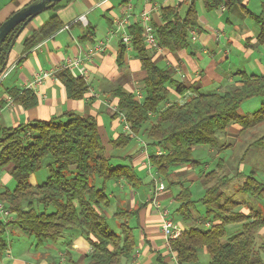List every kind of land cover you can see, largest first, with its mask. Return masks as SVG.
Wrapping results in <instances>:
<instances>
[{
	"label": "trees",
	"instance_id": "1",
	"mask_svg": "<svg viewBox=\"0 0 264 264\" xmlns=\"http://www.w3.org/2000/svg\"><path fill=\"white\" fill-rule=\"evenodd\" d=\"M197 1L191 0L184 14L180 11L182 5L161 7L162 24L152 22V25L162 48L170 52L187 49L191 30L201 31ZM201 1L207 11L221 7L230 12L240 11L242 17L260 27L258 41L264 43V0L259 12L251 10L246 0ZM13 2L18 5L17 0ZM63 2L50 8L52 14L47 20L24 39V52L28 53L41 40L64 27L58 14ZM18 29L19 26L4 41L0 65L6 60ZM128 31L132 36V51L145 71L144 94L141 99H136L133 93L115 88L113 95L118 98V110L125 115L132 133H142L149 140L153 149L150 162L157 175L169 188L180 185L175 196L178 206L174 214H178L183 222L200 223H190L178 238L170 240V249L178 263H199V252L205 249L210 256L209 264H264V243L259 241L264 230V205L261 203L264 202V180L253 169L249 173L237 171L232 177L219 175L226 166V159L219 158L217 168L205 170L201 182L205 191L199 198L193 197L189 184L171 180L176 167L201 165L193 157L194 148H218L219 135L226 133L232 124L244 130L264 123V101L251 114L240 111L247 100L264 97V74L240 70L236 73L239 76L236 83L221 90L188 87L176 78L172 67H162L153 60L140 24L129 26ZM125 52L126 45L120 41L119 63ZM57 76L69 98H83L89 91L87 81L73 75L68 68L61 69ZM8 92L25 108L38 103L37 95L30 89L11 88ZM173 95L185 100H172ZM132 140L130 135L122 134L115 140V145L125 147ZM253 144L264 148V135ZM159 148L165 153L158 155ZM49 155L54 158V163L49 165V176L41 184L33 185L29 178L42 168L43 160ZM7 167L11 168L16 184L13 189L0 184V203L2 209L14 217H0V258L11 247L7 234L14 229L34 237L36 249L58 241L67 231L70 234L77 232L91 246L87 264H121L123 259L131 261L134 258L136 227L130 220L137 221L139 209H116L114 216L120 221L119 232L109 227L101 210L112 203L107 191L108 182L124 179L133 188H138L143 180L131 164L116 163L112 156H107L94 117L68 113L65 118L34 120L14 127L0 126V172ZM239 175H244V180L238 192L247 196L240 199L242 201L230 195L225 197L224 191V187ZM199 205L204 209L203 215H199L202 212ZM246 208L248 212H245ZM233 224H239L240 228L227 236V227ZM159 263L167 264L164 258Z\"/></svg>",
	"mask_w": 264,
	"mask_h": 264
},
{
	"label": "crops",
	"instance_id": "2",
	"mask_svg": "<svg viewBox=\"0 0 264 264\" xmlns=\"http://www.w3.org/2000/svg\"><path fill=\"white\" fill-rule=\"evenodd\" d=\"M30 1L17 0V5L13 0H2L0 23L9 17L11 12ZM190 1L64 0L58 11L64 27L52 36L41 40L26 53L23 51L24 39L42 25L49 16L41 17V23L38 25L33 24V19L25 27V31L23 30L19 35L11 49L4 71L6 75L0 81V126L14 127L34 120L65 118L68 113L94 117L97 120L107 156H112L114 162L131 164L142 178L143 183L138 188H133L124 179L107 183V191L112 200L110 206L116 207L115 211L118 207L139 209L137 221L130 220V224L136 227L134 233L137 246L134 258L131 261L122 260L121 264H160L161 258H164L167 264H179L160 227L161 210L167 209L172 215L178 203L175 200L177 191L174 192L172 189L174 187L169 188L167 182L157 175L153 166L151 167L150 154L153 149L149 140L142 133L139 135L132 133L125 115L118 110V98L113 95V90L121 87L125 92L133 93L136 99H141L144 94L145 71L132 48L126 47L123 61L119 63L120 39L112 35L111 31L114 28L115 19L126 11L129 3H132L133 8L131 25L140 24L139 16L142 11H149L151 21L161 25L162 6L182 5L180 11L184 14ZM199 1L201 5L197 6V10L201 31H196V39L190 38L189 47L178 52H170L161 46L150 47L153 60L162 67H172L176 78L186 86L200 87L203 91L217 90L221 85L233 79L235 73L231 64L238 65L240 57L237 54L241 52L246 62L242 70L264 74V43L258 41L260 27L254 21L249 22L248 18L242 17L238 10L230 12L225 7H221L214 11H207L203 1ZM252 1L258 2L259 5L262 2V0H246L247 5L250 6ZM82 16L86 17L85 21L81 20ZM31 24H33V30L24 38ZM90 27L92 29H88ZM86 35L88 37L84 41L83 37ZM102 40L108 43L106 51L87 55L89 49ZM17 43L21 44L18 49H16ZM256 44L257 49L255 50ZM77 56L84 59L86 77L80 74L78 68L71 69L66 65L68 59ZM63 68H68L73 75L81 76L87 81L89 91L83 98H69L65 86L57 76ZM44 71H49L51 74L37 83L36 78ZM8 78H10L9 82L4 84L3 82ZM11 88L34 91L38 103L31 108H25L10 96L8 89ZM176 99L185 100L173 95L172 100ZM122 134L130 135L133 140L125 146V149H117L115 140ZM187 169L191 172L186 179L198 184L200 182L198 174L192 167L178 166L175 171L184 172ZM10 171L11 168L7 167L0 172V184L8 186L12 183ZM160 181L165 184V189L157 194V200L160 203L158 207L153 202V197L155 196V185L158 186ZM189 181L187 184L190 186ZM0 209H2L1 203ZM7 215L10 216L9 213ZM175 216L177 222L184 228L196 222L191 221L186 225L178 214ZM119 223L118 220L117 231H120ZM61 242L63 246L56 247L50 242L38 249L35 248L36 252L39 250L43 252V261L40 264H87V255L91 251V246L83 236L76 232L69 234ZM50 245L53 246L51 249L54 248L55 253L50 250ZM10 251L11 249L5 253L3 258H0L1 264L38 263L36 260L34 263H29L16 258L15 255L10 254ZM197 264H201L200 257Z\"/></svg>",
	"mask_w": 264,
	"mask_h": 264
},
{
	"label": "rangeland",
	"instance_id": "3",
	"mask_svg": "<svg viewBox=\"0 0 264 264\" xmlns=\"http://www.w3.org/2000/svg\"><path fill=\"white\" fill-rule=\"evenodd\" d=\"M1 1L2 0H0V6H2L3 4V2ZM198 5L199 6L201 5L200 1L196 6ZM249 7L254 12L260 11V5L258 2L252 1ZM51 14L52 12H50L49 10L41 13L40 15L34 18L33 24L34 23L37 25L40 24L41 17L47 18ZM248 21L251 22L252 20L249 19ZM33 24L28 26V30H26L24 38L32 32ZM19 45L21 44L17 43L16 49L20 47ZM256 49H257V44L255 45V50ZM237 56L240 57V59H238L239 61L238 65L231 64V67L234 70L233 72L235 73L233 79L231 81H228L224 85H221L219 90L225 87H228L233 83H236V81L238 80L239 76L238 75L236 76V73L243 69V66L244 64H246V62H245V57L242 52L240 54H237ZM12 76H14V74ZM10 78H8L6 81L4 79L5 82L3 83L7 84ZM263 101H264V97H260V96L253 97L247 100L246 102H244L240 111L241 113H244V114H251L252 112H254L260 107ZM148 125L149 123H147V126ZM262 135H264V123L252 126L244 130H242L237 124H232L230 128H228L226 133L219 135V143H218L219 147L218 148L207 147V146H201V147L194 148L193 157L196 160H199L201 165H192L190 167H192V169H195L196 173L198 174V179L200 181L198 184L195 182H192V180L189 181L186 179V176L189 174V172H191L188 169L184 172L174 171L172 173L171 180L182 181L185 183H188L189 181L191 184L190 186L192 188L193 197L199 198L204 194V191H205V188L201 184L202 179L204 180L203 176L206 171L211 170L213 168H217L216 166H217V162L219 158L226 159V162H224L226 164L225 169L223 171L221 170L219 172V175L228 174L229 176L232 177V176H235L237 171H242V173H249L253 169L257 173L258 177L261 180H264V148L253 144V142L259 139ZM118 148L125 149V147H117V149ZM156 152L158 155L165 153V151H163L162 148H159ZM53 163H54V158L51 155L45 157V159L43 160L42 168L39 169L37 172H35L29 178V181L35 184H41L42 182H44L50 173L49 165ZM118 163H122V162L118 161ZM243 180H244V175H239L237 177H234L232 182L226 187H224L225 197L227 195H230L234 199H238V200L245 199L247 196L238 192V188L242 184ZM100 182L101 181L99 180V184ZM15 184H16L15 180L12 178V183L8 185L7 187L13 189L15 187ZM172 189L174 190V192L176 191L178 192L180 190V185L175 184L174 188ZM247 203L250 205L251 202L248 200ZM261 203L264 205V202H261ZM251 205L255 206L254 203H252ZM199 207L202 210L201 213L199 212V215H203L204 209L201 205H199ZM241 207L242 206H239L238 208H241ZM115 208L116 207L112 205L107 209L103 208L101 210L103 215H105L104 217H105L106 223L109 225L110 228L114 230H116V226L118 224V219L113 214V212L115 211ZM49 210H52V207H49ZM248 211L249 210L246 208L245 212H248ZM0 212H1L0 217H4L8 219L7 212H5L4 209H1ZM263 212H264V209H263ZM172 215H173V218L175 217L174 218L175 220L177 217L175 216V214H172ZM13 217L14 215L10 214V218L12 219ZM199 219L204 221L202 218H200V216H199ZM175 221H177V219ZM195 223L200 224L199 222H195ZM186 225H188V223H186ZM239 228H240L239 224L229 225L227 227V236H230L232 233L236 232ZM69 234L70 232L67 231L60 237V239L57 242H51V243L49 242V243L52 245H55L56 247L63 246L64 244L61 241L66 239V237H68ZM7 237L9 238V241L11 243L10 254L15 255L16 258L22 259L24 261H28L29 263H34L36 260L38 261L37 264H40V262L43 261V254H42L43 252L40 250L37 252L35 251V238L34 237L25 235L19 232L17 229H15L14 232H11V233L9 232V234H7ZM259 241L264 243V230L262 232V237H260ZM52 245H50L49 247L51 251L54 250V248L51 249V247H53ZM53 253L55 252L53 251ZM199 257H200L201 264H209L210 256L205 249L199 252ZM123 260L126 261V259H123ZM66 264H70V263H66Z\"/></svg>",
	"mask_w": 264,
	"mask_h": 264
},
{
	"label": "built area",
	"instance_id": "4",
	"mask_svg": "<svg viewBox=\"0 0 264 264\" xmlns=\"http://www.w3.org/2000/svg\"><path fill=\"white\" fill-rule=\"evenodd\" d=\"M132 10H133L132 3H129L126 11L115 19L114 28L111 31V34L118 36L120 41H122L128 49L132 48V36L129 34V31H128V28L131 25L130 24L131 17L133 16ZM81 20L85 21L86 17L82 16ZM139 23L143 29V37H144L145 42L150 47H156V48L160 47V45L158 44L156 34L154 32V28H153L152 21H151V15L149 11H142V13L139 16ZM190 35H191L190 38L192 40H195L196 35H197L196 30H191ZM107 46H108V43L106 41H103V40L98 41L89 49L87 55L90 56L93 54L102 53L106 51ZM83 61H84L83 57L77 56L72 59H68L66 61V65L68 68H71V69L78 68L80 71V74L83 77H86L87 70L83 66ZM50 74L51 72L49 71H44L43 73H41L40 76L36 78L37 83L41 82V79H43L44 77ZM5 75H6L5 72H3L0 75V81L5 77ZM151 167H152V164H151ZM164 189H165V184L162 181L159 182L158 186L155 185V196L153 197V202L158 207L160 206V203L157 200V194L159 191H162ZM160 216H161V222H160L161 231L163 232L169 244L170 240L176 239L181 235L184 227L171 217L170 212L167 209H162Z\"/></svg>",
	"mask_w": 264,
	"mask_h": 264
},
{
	"label": "water",
	"instance_id": "5",
	"mask_svg": "<svg viewBox=\"0 0 264 264\" xmlns=\"http://www.w3.org/2000/svg\"><path fill=\"white\" fill-rule=\"evenodd\" d=\"M63 0H31L28 4L22 6L21 8L14 11L9 17H7L0 24V54L2 50V46L8 35L17 27L19 29L15 33L10 47L7 51L6 60L2 65H0V75L5 71L8 56L13 48L15 42L17 41L19 35L25 29V27L38 15L49 10L50 8L57 5L59 2Z\"/></svg>",
	"mask_w": 264,
	"mask_h": 264
}]
</instances>
